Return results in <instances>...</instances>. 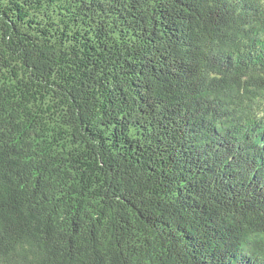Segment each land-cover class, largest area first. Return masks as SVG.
<instances>
[{"label":"trees","instance_id":"trees-1","mask_svg":"<svg viewBox=\"0 0 264 264\" xmlns=\"http://www.w3.org/2000/svg\"><path fill=\"white\" fill-rule=\"evenodd\" d=\"M0 264H264V0H0Z\"/></svg>","mask_w":264,"mask_h":264}]
</instances>
